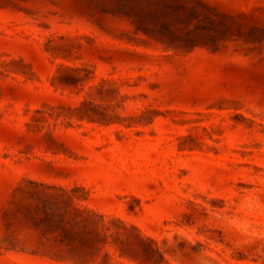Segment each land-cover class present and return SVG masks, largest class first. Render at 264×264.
Returning a JSON list of instances; mask_svg holds the SVG:
<instances>
[{"label": "rangeland", "instance_id": "1", "mask_svg": "<svg viewBox=\"0 0 264 264\" xmlns=\"http://www.w3.org/2000/svg\"><path fill=\"white\" fill-rule=\"evenodd\" d=\"M0 264H264V0H0Z\"/></svg>", "mask_w": 264, "mask_h": 264}]
</instances>
